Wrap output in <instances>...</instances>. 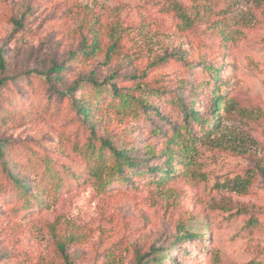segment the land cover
<instances>
[{
	"label": "rangeland",
	"instance_id": "374dc122",
	"mask_svg": "<svg viewBox=\"0 0 264 264\" xmlns=\"http://www.w3.org/2000/svg\"><path fill=\"white\" fill-rule=\"evenodd\" d=\"M0 57V264H264V0H0ZM112 84L138 103L119 110ZM187 129L186 161L157 185L146 170ZM100 140L144 172L102 188L83 154ZM3 163L62 182L26 205Z\"/></svg>",
	"mask_w": 264,
	"mask_h": 264
},
{
	"label": "trees",
	"instance_id": "16d2710c",
	"mask_svg": "<svg viewBox=\"0 0 264 264\" xmlns=\"http://www.w3.org/2000/svg\"><path fill=\"white\" fill-rule=\"evenodd\" d=\"M171 11L175 12L176 16L180 19L182 23H187V17L184 15L182 12V7H180L177 3H172L171 5ZM111 39H114L113 34H109ZM116 38L113 40L110 46L107 47V50L110 52L114 49L116 46ZM97 41L96 39L93 40L92 45L93 48L97 49ZM111 54V53H110ZM0 60L1 57H0ZM212 69V67H208L207 70ZM62 71H64V68L62 66H55L53 65L49 71L46 73L47 75L49 74H60ZM6 78H1L0 79V88L5 84ZM208 83H206L207 85ZM222 84L219 83L215 88L212 93L213 96L211 98L212 103L214 104L213 106L218 107V111H220L221 107H224L225 109L227 108L226 104H222V97L218 93L219 88ZM113 87L112 91V96L117 100V107L119 110H129L132 105H136L138 103L137 99L135 98H130L129 94H121L116 91L115 86L112 84ZM101 87V85L97 84L96 82L91 83V92L94 93L93 97L97 95V99L101 98V93H96V90ZM193 87V91H194ZM93 98L88 97L85 98V101L81 104H79V112L82 114L83 117L87 118L89 115V108L88 107L91 104V100ZM144 106V105H143ZM183 110V119L185 122L186 127H190L191 125L198 126L205 124V117L201 118L199 115V112L194 110L193 107H191L189 110L186 109L183 105L180 107ZM94 116V114H93ZM220 117V116H218ZM219 122V118H217L214 122L217 125ZM190 133H193L191 129H187L186 132L183 134L180 133V131H174L172 137L167 141L165 144L164 148L161 151L160 157H165L164 163L161 165L160 168L158 169H150L146 170L147 172H154L156 170H159L161 173L160 178L155 182L157 185H163L165 184L168 180L171 179V177L168 175L169 173H174L175 170L171 165H180L184 164L186 161V153L189 150V144L182 140L185 135L189 136ZM3 144L0 141V157L4 156V149H3ZM92 149L90 151L84 152L83 154L87 158L86 163L89 164V168H91L93 172V176L96 177V179L101 181L102 188H105L109 181L114 178V176H119L121 182H128L129 178L125 177L124 174H128L131 177V174L133 176H139L144 172V167L142 165L146 161L142 160H137L136 157H131L129 155L128 150L126 149H120L114 147L108 140H100L99 146H92ZM133 152V150H132ZM151 155L152 157L156 156L155 152L153 151V148L149 146L148 152H146V156ZM4 166V171H7V174L11 181L14 184L15 189L18 192V196L20 199H22L23 202H26V205H28V198L31 197L29 196V192L31 190V194H34L33 198H35V202H38L39 200V195L40 193H44L45 191H49L52 188L59 187V185L62 182V178H60L59 174L53 172L50 168L45 167L43 170V173L41 176L43 177V180L47 181L46 184L42 185L41 181H38V177H35V181L32 183V185H28L26 181H23L19 177H16L15 175L12 174L11 171H9L6 167V164L3 163ZM6 168V169H5ZM23 169L27 170L28 167H23ZM259 172L261 173L262 176H264V167H259ZM155 178V177H154ZM50 188V189H49ZM50 192V191H49ZM43 202V201H41ZM252 221H249V224H251ZM252 225V224H251ZM191 236V235H189ZM196 236V235H195ZM184 237H178L177 241H182ZM60 249L63 251V246L60 247ZM166 256H162L161 258L153 259L150 261V263L147 264H162Z\"/></svg>",
	"mask_w": 264,
	"mask_h": 264
}]
</instances>
